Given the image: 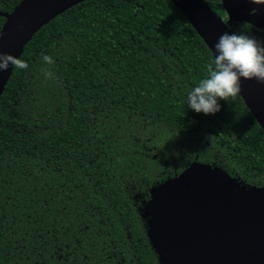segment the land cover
<instances>
[{
    "label": "trees",
    "instance_id": "16d2710c",
    "mask_svg": "<svg viewBox=\"0 0 264 264\" xmlns=\"http://www.w3.org/2000/svg\"><path fill=\"white\" fill-rule=\"evenodd\" d=\"M213 57L172 0H85L43 26L0 98V264H161L142 215L153 187L196 161L264 186V131L243 98L187 107Z\"/></svg>",
    "mask_w": 264,
    "mask_h": 264
},
{
    "label": "water",
    "instance_id": "95a60500",
    "mask_svg": "<svg viewBox=\"0 0 264 264\" xmlns=\"http://www.w3.org/2000/svg\"><path fill=\"white\" fill-rule=\"evenodd\" d=\"M83 1L21 0L11 12L0 11L6 19L0 30V52L20 58L43 26ZM172 1L213 55L218 37L224 32L234 33L229 22L245 21L264 27V4L250 0H223L228 20L206 0ZM13 69L9 65L0 72V98ZM241 85L239 95L264 131V83L242 78ZM262 197L264 186L243 184L221 167L197 161L153 187L142 215L160 263L264 264Z\"/></svg>",
    "mask_w": 264,
    "mask_h": 264
},
{
    "label": "clouds",
    "instance_id": "9594fccd",
    "mask_svg": "<svg viewBox=\"0 0 264 264\" xmlns=\"http://www.w3.org/2000/svg\"><path fill=\"white\" fill-rule=\"evenodd\" d=\"M264 4V0H250ZM214 57L207 63V75L187 93V107L197 113L215 114L221 110L219 100L228 101L241 92V79L264 83V41L245 33H222L214 43ZM43 61L54 64L51 56L44 55ZM27 69L26 61L5 52H0V72L9 68ZM41 71L52 77L48 68Z\"/></svg>",
    "mask_w": 264,
    "mask_h": 264
},
{
    "label": "rangeland",
    "instance_id": "374dc122",
    "mask_svg": "<svg viewBox=\"0 0 264 264\" xmlns=\"http://www.w3.org/2000/svg\"><path fill=\"white\" fill-rule=\"evenodd\" d=\"M225 10V9H224ZM225 12H227L226 10H225ZM228 15V14H227ZM227 15H226V18H227ZM250 19H252L253 17L251 16V17H249ZM261 20V19H260ZM257 193V192H256ZM257 194H262L261 192H258ZM261 200L262 199H264V197H262V198H260Z\"/></svg>",
    "mask_w": 264,
    "mask_h": 264
},
{
    "label": "flooded vegetation",
    "instance_id": "af4514ba",
    "mask_svg": "<svg viewBox=\"0 0 264 264\" xmlns=\"http://www.w3.org/2000/svg\"><path fill=\"white\" fill-rule=\"evenodd\" d=\"M227 17H228V15H227ZM264 29V27L262 28V30Z\"/></svg>",
    "mask_w": 264,
    "mask_h": 264
}]
</instances>
